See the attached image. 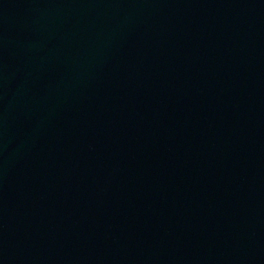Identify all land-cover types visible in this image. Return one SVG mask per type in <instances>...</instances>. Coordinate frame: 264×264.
Masks as SVG:
<instances>
[{
  "label": "water",
  "instance_id": "1",
  "mask_svg": "<svg viewBox=\"0 0 264 264\" xmlns=\"http://www.w3.org/2000/svg\"><path fill=\"white\" fill-rule=\"evenodd\" d=\"M0 264H264V0H0Z\"/></svg>",
  "mask_w": 264,
  "mask_h": 264
}]
</instances>
